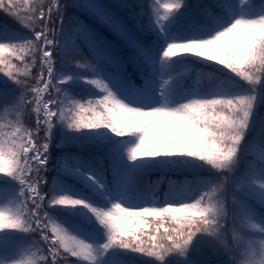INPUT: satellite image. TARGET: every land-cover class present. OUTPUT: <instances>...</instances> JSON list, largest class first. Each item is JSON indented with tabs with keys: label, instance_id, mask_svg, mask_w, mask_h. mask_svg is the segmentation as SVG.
<instances>
[{
	"label": "snow or ice",
	"instance_id": "1",
	"mask_svg": "<svg viewBox=\"0 0 264 264\" xmlns=\"http://www.w3.org/2000/svg\"><path fill=\"white\" fill-rule=\"evenodd\" d=\"M149 8L121 16L102 0H0L31 33L0 26V113L15 117L0 123V264H118L128 253L146 264H194L204 247L232 257L225 264H264V211L256 210H264V2L150 0ZM65 9L98 24L66 21ZM81 43L91 60L79 59ZM192 58L229 70L237 90H223L214 73H198L206 91L172 73ZM30 105L34 127L23 123ZM249 133L261 138V155L240 170ZM57 134L62 152L45 191ZM199 170L220 178H186ZM151 172L159 179H145ZM225 172L234 176L231 229ZM239 227L260 240L233 255L229 231ZM19 233L40 236L23 256Z\"/></svg>",
	"mask_w": 264,
	"mask_h": 264
},
{
	"label": "trees",
	"instance_id": "2",
	"mask_svg": "<svg viewBox=\"0 0 264 264\" xmlns=\"http://www.w3.org/2000/svg\"><path fill=\"white\" fill-rule=\"evenodd\" d=\"M68 0H65V3H67ZM102 2L107 3L109 5L113 6V11L118 12V14H120L121 16H128L129 12L131 11H138L140 12L141 16H146L147 13L150 12V8H149V3L150 0H102ZM190 2H196V0H190ZM201 2L203 3H210V0H201ZM257 3L260 2H264V0H256ZM122 3H127L129 5H136V4H142L144 5V7L141 8H124L121 7L120 5ZM260 11L264 10V9H259ZM69 16H77L78 19L86 26H88L89 28H94L97 26L98 22H94L91 17H86L83 14H78L75 12V10L73 9H65V20L67 21V18ZM6 25L9 29H14V30H18L20 32L25 33L26 35H31V33L28 30L23 29L13 18H11L10 16H8L7 14H5L2 10H0V26H4ZM56 27L59 28V22H56ZM65 27H69V25L66 23ZM111 39H115L116 37L113 35L110 37ZM152 37L149 35L148 37H146V39H151ZM81 51L83 53V56L80 57L79 59H83V58H87L88 60H91V57L88 53V51L86 50L85 46L83 45V43H81ZM174 59L179 60V57H175ZM197 60L196 58H192V60L185 62V63H178L174 66V68L172 69V71H174V75L175 74H180L182 76L185 77V82L186 84H196L197 80H200V84L197 85L201 90H207L208 89V82L207 80L202 79L198 73L201 72H207V73H214L217 77H219L221 80H223V85L222 88L223 90L226 91H236L237 89L234 88L232 86V82H231V78L234 77V74H231L226 70L223 71H217L218 69H222L221 67L223 66H219V64H197L194 63L193 61ZM17 63H19L17 61ZM38 71H39V67L38 65L36 67H33L31 69L32 72V76H37L38 75ZM128 72L129 73H133V69L131 66L128 67ZM87 73V72H86ZM167 78V77H165ZM236 79V83L239 85L240 88H245L247 87L246 82L239 80V78H235ZM30 83H35L34 80H29ZM217 84L220 83V80L216 81ZM79 98V97H78ZM34 107V105H30L29 106V111L28 113L23 117V123L24 126L26 127H34V114L31 112V108ZM264 110V104L261 105L260 107V112ZM0 116H2V119H0V123H3L5 125H7V122L10 120H14L15 117L14 115H9L7 113H0ZM41 137H43V132L40 133ZM247 139V138H246ZM59 141V134H57V138L55 140V143L52 146L51 149V154H52V159L49 162L48 165V171L46 173H43L45 175H47L48 177H50L49 180V185L45 186V191H47V188L50 186L51 184V178L56 176V172H55V168H56V161L58 159V157L61 155L62 150L56 147V144ZM64 151H71L73 153H76V150H70V149H65ZM207 168H210V166H206ZM200 176V177H208L211 176L213 179H219L220 178V174L216 173L214 170L213 171H206V170H199L196 173H188L186 174V178L189 181L193 180V176ZM223 176L226 178L227 181L231 180V173H223ZM160 177V173L159 172H151L150 174H148L145 179L149 180V181H156L158 180ZM170 178L173 180L177 179V176L175 175H171L170 174ZM181 179H184V177H181ZM65 182L66 183H75L71 178H65ZM12 187H13V195H15V192L19 190V186L13 181L12 182ZM164 187H166V185H161V189H163ZM189 187L193 190H198L200 185L196 184L195 182H193L192 184L189 185ZM224 191H227V188H224ZM227 203V210H228V205H229V201L228 199L225 197ZM2 199V203H4L3 198ZM51 214L53 216H56L58 219L59 217L57 216L56 212H51ZM18 238L21 239V244L19 245V247L15 250L17 254L23 256L25 253L24 252H20V249L23 248H27V247H31V243L33 241H40L39 239V234L38 233H33L31 235L29 234H25V233H19L17 234ZM230 239L228 237V243H229ZM41 247H45L43 245V243L41 242L40 244ZM33 252L36 251L35 248L31 249ZM11 253H15V252H10L7 255H10ZM216 252L211 251L209 248L204 247L202 250L196 252L192 259L194 261V264H217V261L219 260V258L217 257ZM148 258H142V257H136L134 254L128 253V254H121L120 259L118 261V264H146V260ZM69 260L73 263H78L81 264L82 262H78L77 258H72L69 257ZM221 264V263H220Z\"/></svg>",
	"mask_w": 264,
	"mask_h": 264
},
{
	"label": "rangeland",
	"instance_id": "3",
	"mask_svg": "<svg viewBox=\"0 0 264 264\" xmlns=\"http://www.w3.org/2000/svg\"><path fill=\"white\" fill-rule=\"evenodd\" d=\"M264 11V10H262ZM86 48L87 45L85 44ZM88 50V48H87ZM89 52V50H88ZM90 54V53H89ZM91 56V55H90ZM199 59V58H196ZM204 64H217L215 62H205ZM221 65H219L218 67H220ZM223 68V67H221ZM228 71L227 69H223ZM86 74V73H85ZM262 115H264V110L260 112ZM246 142H249L250 146L248 148L247 151V155L244 157V159L242 160L241 164H240V170H243L246 163H251V162H255L256 160L259 159L260 155H261V144H262V140L259 136H253L252 133H249V135L246 137ZM70 150H76L78 151V149L76 148H71ZM231 180L227 181L225 187L227 188V191H224V195L225 197L228 199L229 201V205H228V216H229V229H231L232 227V221H231V217L234 214V208H233V204L231 202L232 200V195H233V186H232V181L234 179L233 174H231ZM235 176H239V171H237L235 173ZM2 199L0 198V205ZM257 212H261L264 210H261L258 206H257ZM260 220L261 223H264V217H260L258 218ZM238 222H239V217H238ZM233 235H235V239H233ZM229 246L231 249H233V255H239L243 252L244 248H246L249 244H258L259 240H260V236L258 234V230L256 229H251V228H243V227H239L237 229V231L235 233H232L231 231H229ZM11 255H14L11 254ZM21 256V255H19ZM18 256V258H19ZM217 257L219 258V260L217 261V264H225V262H230L232 257H230L229 255L224 254L223 252H220L217 254ZM240 259H243V256L240 255ZM72 264H78V263H72ZM81 264H85V262H82ZM237 264H239V261H237Z\"/></svg>",
	"mask_w": 264,
	"mask_h": 264
},
{
	"label": "clouds",
	"instance_id": "4",
	"mask_svg": "<svg viewBox=\"0 0 264 264\" xmlns=\"http://www.w3.org/2000/svg\"><path fill=\"white\" fill-rule=\"evenodd\" d=\"M258 258H264V252H261ZM242 264H248V261L247 260L242 261Z\"/></svg>",
	"mask_w": 264,
	"mask_h": 264
}]
</instances>
